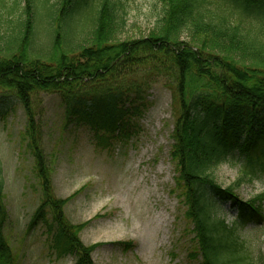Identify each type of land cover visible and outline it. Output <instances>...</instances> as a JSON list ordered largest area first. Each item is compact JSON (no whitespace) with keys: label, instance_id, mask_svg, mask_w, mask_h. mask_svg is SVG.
<instances>
[{"label":"trees","instance_id":"obj_1","mask_svg":"<svg viewBox=\"0 0 264 264\" xmlns=\"http://www.w3.org/2000/svg\"><path fill=\"white\" fill-rule=\"evenodd\" d=\"M48 2H41L49 19L46 52L36 40L41 15L35 0H23L15 21L10 20L14 5L9 8L4 24L11 32L0 29V91L12 93L24 109L42 191L30 225L49 217L57 229V251L73 253L74 264H94L92 253L100 244L85 245L79 232L86 223L72 224L64 214L73 195L53 193L35 96L56 94L66 115L95 133L125 134L126 104L144 99L151 85L163 80L177 101L170 157L177 197L192 226L189 264H254L240 231L251 223L264 225V190L243 200L235 189L251 181L256 168L264 169V0H162L153 29L136 40L116 38L125 25L122 0H57L47 7ZM0 7L6 8L4 0ZM79 13L82 29L71 26L67 34ZM239 155L245 160L240 176L223 188L214 171ZM4 197L0 163V264H18L4 232ZM225 201L236 206L239 219L227 222L218 215Z\"/></svg>","mask_w":264,"mask_h":264},{"label":"rangeland","instance_id":"obj_2","mask_svg":"<svg viewBox=\"0 0 264 264\" xmlns=\"http://www.w3.org/2000/svg\"><path fill=\"white\" fill-rule=\"evenodd\" d=\"M4 1L0 29L9 34L12 26L4 24L7 10L14 5L10 20H17L23 0ZM56 1L49 0L47 7ZM41 2L35 0L41 15L36 38L40 43L46 39L49 22L43 16L46 9ZM122 3L125 25L116 38L136 40L148 36L162 10V0ZM79 19L80 13L72 18L67 34L71 26L73 31L82 29ZM87 28L88 25L86 32ZM47 45L44 42L43 52ZM126 107L130 111L125 116V134L121 130L95 133L83 121L66 115V107L56 94L35 96L43 150L52 169L53 193L57 198L73 195L65 204L64 214L72 224L86 223L79 232L85 245L100 244L92 253L94 264H189L187 253L194 245L192 226L177 197V175L170 157L177 111L174 92L169 83L158 80L144 99L129 102ZM25 126L26 115L20 102L12 93L1 90L0 163L8 213L5 236L18 255V264H74L73 253L60 254L54 247L57 229L49 217L46 222L30 225L42 191ZM255 153L259 154V150ZM243 163L244 155H239L220 164L214 171L216 182L223 188L232 185ZM263 190L264 169L256 168L252 180L243 182L235 193L249 200ZM225 207L233 211L237 208L229 201L218 205V215L231 222L236 217L230 216ZM262 207L264 214V202ZM240 235L247 242L254 264H264V225L248 224ZM127 241L131 246L125 248L123 243Z\"/></svg>","mask_w":264,"mask_h":264},{"label":"clouds","instance_id":"obj_3","mask_svg":"<svg viewBox=\"0 0 264 264\" xmlns=\"http://www.w3.org/2000/svg\"><path fill=\"white\" fill-rule=\"evenodd\" d=\"M224 210H225L230 216H233V217H236L237 219H239V212H238V210L233 211L232 209L227 208V207H225Z\"/></svg>","mask_w":264,"mask_h":264}]
</instances>
